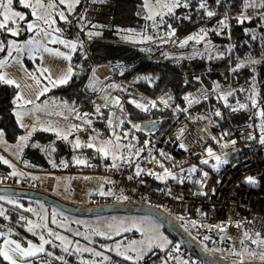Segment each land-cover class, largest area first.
Wrapping results in <instances>:
<instances>
[{
	"label": "rangeland",
	"instance_id": "rangeland-1",
	"mask_svg": "<svg viewBox=\"0 0 264 264\" xmlns=\"http://www.w3.org/2000/svg\"><path fill=\"white\" fill-rule=\"evenodd\" d=\"M89 1L92 2V0H81V3L78 6H80L83 3L86 4ZM195 1L198 2V0H191L190 6ZM150 2H154V0H150ZM78 6H76L74 12L71 14H68L66 12V15H68V19L72 21L71 24H65L63 21H60L57 18L56 26L65 30L63 33V38L74 40L77 38V34H78L79 41L81 42V40L84 37H87L86 36L87 31H93V32H100V31L96 28L89 30L85 28L83 32L80 31L79 27L76 26V17L79 16L77 14ZM177 9H175L174 11H176ZM16 10L22 11L26 15H28L29 13V10L23 8L22 9L16 8ZM247 10L248 11L246 14L252 17L250 21H254V20L257 21L255 22L254 25H251V28L248 30V33H251V36L255 34L257 36V39L252 41L247 40L249 47L244 54V59L241 60L245 62L246 66L242 69H239L237 72L247 68L253 71L252 67L247 66V57L251 55V57L254 59H261L260 54L255 55V51H257L258 49H260V51L264 50L262 49V45H264V27L260 26L262 23L261 14L264 13V10H255V15L253 14L254 12L253 9H247ZM147 15H148V9L144 5V0H142L141 16H142L143 24L141 25V29L138 30L126 29L119 33L120 34L119 38L123 43L139 44L142 47L153 48L150 57L151 61L160 60L173 65H180V64L192 62L194 60L211 62L229 57L232 62V57L234 56L235 47L233 48L231 53L226 51L228 46L234 45L232 39L229 38L230 26L228 29L225 30V33L221 35H217L215 32L209 31L207 39L211 41V45H207L208 51L205 52L206 43L196 44L193 41H189V43L185 45L183 48L179 47V42L184 40L185 38L177 40L175 39V37H172V41H175V43L171 41L162 42L159 38H157L156 34L159 32L161 35H163L168 31V24H166L167 16L164 17L165 23L161 25L159 28H155L153 27L154 21L147 19L146 18ZM28 19L31 20L33 18L29 15ZM159 19H160L159 17L155 18L156 21H159ZM227 22L229 24V21ZM25 23L26 22H21L20 27L24 28ZM215 25L207 29H211L215 27ZM128 30H132V31L128 32ZM226 31H228V33H226ZM136 33H142L143 36H138L136 35ZM24 34H26L25 37H23ZM68 34L72 36H68ZM125 35H127L129 38L124 39L123 37ZM148 35H152L154 39L152 41L143 40V37H146ZM32 36L33 33L23 31L18 37H11L5 34V36H0V40L12 39V40H16L18 43L23 44L28 39H31ZM93 37H98V36H93ZM37 39H39V37H37ZM48 47L52 49H57L66 54H70L72 58L76 53V52L70 53L68 49L64 48L62 45L59 44H49ZM79 49L80 48L78 47L77 51ZM197 50L202 55L197 54ZM80 51L82 52L84 50L80 49ZM217 53H223V56L222 57L218 56ZM209 55H211L213 58L209 59L208 58ZM17 57L19 58L20 63L15 62ZM0 59H8V64L5 66L4 69L0 70V72L6 73L9 78L15 80L20 85V88H17L18 91L17 95H22L25 99H30L34 102L33 104L26 105L23 108L17 107V103L22 104L23 103L22 101L14 103V105L17 108L16 111L17 112L19 111L23 116L21 122L24 124V127L20 126L22 131L21 134L19 135L18 140L14 143H11L5 139L4 134L2 137H0V157L7 159L9 163L13 165V161L20 160L21 154L25 152L26 149H28L27 143L32 139V132L35 126V122L39 118H41L40 116L42 115L48 116L47 121H45L43 124L41 123L42 126L40 124L39 127L36 129L38 130L41 127V130L39 131L40 134L46 132L43 131L44 128L57 129L61 132L71 134L72 132L71 126L65 123L64 121H62V119L59 120L56 118V116H58L60 112L64 109L63 107L65 106L68 107L69 104L65 105V103L62 100H60L59 96H54V94L52 93V91L53 92L54 90L56 91L57 90L56 88L64 84L62 85L58 84L56 86H53L51 83H49V77L55 80L63 76L67 72L69 65H71L72 59L71 61H67L63 58L55 57L49 53H33L30 56L27 51L22 53L13 52L12 57H7V53L5 51L0 53ZM260 66L264 67V62L254 66L255 67L254 73L258 72ZM232 68H234V66ZM44 69H47L48 71L44 72L43 71ZM42 72L43 74H41ZM233 74L234 73L230 70L229 76L226 80L227 82H225L224 84L219 81L214 82V84L219 83L221 85V88L226 89L225 92L235 90V95L228 97V105L230 107H225L223 100L221 101L220 104L213 99L211 101V108H208L207 102L199 96L198 89L188 91L177 98L170 95H165L163 97L157 98V100H161L164 103L166 102L165 105H160L156 103L154 100H151L150 102H155V106L160 105V107L163 110L169 111V114H173L172 110L186 109L189 103L184 99V96L188 93H194V99H195L194 101H198V103L196 104L195 107L191 108L189 112L199 117L212 118V120L215 122V120L217 121V118L214 115V112L216 110H219L222 113V117H223V115H226L227 113L231 112V107L237 106L236 101L239 100L241 103H248L249 108L240 109L238 112L240 114L247 113L250 115L249 117L250 119H254V121L256 122L258 121L261 122V119L258 114L259 108L253 109L251 107V102L247 99V93L239 91L241 87L245 89H249L251 82H248L247 84L243 83L241 86H238V88H236L235 84L233 83V81H235L234 78L235 76L233 77ZM33 77H35V79ZM255 78L257 82V91L260 93V96L258 97L259 107L264 108V90L262 89L261 85L258 84L259 80L257 78V75H255ZM37 79L39 80V84H37L36 82ZM11 86L15 87V85H11ZM45 87L48 88V91L44 92V94L40 95L39 99H37V95ZM202 87L208 93H210L209 91L210 89H208V87L203 85ZM46 94L47 97H45ZM113 99L115 98L113 97L110 100L107 107L111 111L117 109V106H114L112 104ZM203 103L205 104L206 107L205 109L201 110L200 106ZM37 105L39 106L38 109L36 108ZM145 106L153 107L151 103L149 105L146 104ZM53 116L55 117L53 118ZM121 119L124 120L123 123L124 125L126 121L124 118ZM123 125L120 126L118 124V127L115 130L117 134L120 135L121 137H123L124 132H128L127 139H122L121 142L124 144L129 142L133 143L135 145V147L132 149L133 153H135L137 149L143 148L144 150H146L149 149L150 146L154 145V143L152 144V141L156 139L151 137H148V139L146 140L147 144L144 145L140 144L139 143L140 136L138 135L139 131H137L132 126H123ZM132 125L140 126L139 122L133 123ZM214 125H217V122H215ZM50 133L55 134L53 131H50ZM85 133H86L85 136L92 139V136L89 135V132H85ZM111 136H112V130L109 131V134H107L105 137L96 138V142L101 143L104 140L111 138ZM21 137H27L28 139L26 140V142L22 144L20 140ZM39 145L41 147H37V148L43 147V145L41 144ZM220 146L223 147V145ZM123 151L127 154V149H124ZM142 153L143 152L140 153L139 157L142 155ZM136 159L137 158L134 157L133 161H135ZM222 159L225 158L222 157ZM108 160L112 164L111 159L108 158ZM208 160H209V164L206 166L213 168L212 165L215 164V160L213 158H210ZM1 163H3L2 160ZM117 163L120 162L118 161ZM66 164H67L66 167L63 166L61 168H57V167L55 168L50 164L49 165V168L51 169L50 171L40 172L38 175L32 172L29 175L31 182L26 183L24 186L23 185L22 186L25 188H31L42 191L75 208H87V207L97 206L93 202V196L98 193L107 191L102 176L97 173H85L84 172V170L86 169L84 168L85 165L74 164L75 165L74 169H72L71 167H69V161H66ZM223 165L225 164H221L219 167H222ZM6 166L9 168V169L7 168L6 171L9 175H11L13 171L24 174L23 171H21L20 169L16 170L14 167H9V165ZM3 167L4 166L0 168L3 169ZM37 168L43 169L42 166H38ZM17 176L21 177L23 175H17ZM0 196H5L8 199L14 200V198H11L8 194H0ZM25 198L28 201H30L29 207H26L25 209L30 208L33 210V211H28L32 215V219L30 220L39 223L41 222L39 220V217L46 216L48 227L51 228L54 232L59 233L60 235H64L69 240H72L73 247L75 246L76 241H79L80 247L82 248L93 247L97 251L103 252L104 249L100 247L101 245L114 247L117 241L124 240L125 243H127L128 240L135 239L139 241L143 239V237L141 236V232L136 231L137 228H140L141 231L147 236L156 235V236L166 237L167 241H170L171 243L169 244L162 240H157V244H162L163 247L154 246L152 251L148 252L147 255L144 256L143 260L139 262V264H144L146 263L145 262L146 260L152 258H156L155 259L156 261H152L151 264H164L165 261L166 264H183V261H187L188 264L201 263L200 262L201 260L199 258H197L195 255L185 250L183 244L177 241L171 235V232L167 230V228L164 226V224L161 221H159L157 218L149 214L113 212V213H102V214H94V215H76L69 213L63 209H60L55 205L46 203L43 200L30 198V197H25ZM5 203H7V200L0 201V206H2L4 209H5L4 207ZM115 204L140 205L137 203H132L126 199H120ZM25 209L24 211H26ZM163 213H165L170 218H172L187 234H189V236H192L195 239V241L201 245L202 249L205 250V246H206L207 250L205 251L216 258L224 260L230 264H240L241 259H243V264L256 263V262L264 263V261H262L259 258V255L255 257H250L247 255V253L245 252V248H247L248 251H255L257 253L260 252V248L258 249L257 245L252 244L250 240L246 239L244 236V233L246 231L243 229H239L236 225H231L224 232L214 236L209 234L208 232L207 233L204 232V230H202V228H200L197 223H193L194 221L181 219L167 212H163ZM53 218H55L56 223H52ZM125 227H129L132 230L129 232L122 231V229ZM94 228L99 231H103L105 233L110 234L113 237V239L109 240V239H105L104 237L93 234L92 229ZM117 230L121 231L120 235H116ZM37 231L39 232L41 230L37 229ZM44 231L46 232V230ZM77 231H79L82 234L89 235L93 242L90 244L88 241H85L83 239V235L81 236L74 235V233ZM205 236L210 237V239L204 240ZM249 236H251L254 239L257 238L256 235L249 234ZM241 241H244V244H241ZM54 243L59 245L60 242L54 240ZM49 247L51 248V246ZM59 249L60 248L57 247L56 249L53 250L55 251ZM176 249H178V251ZM234 251L243 253V256L238 257L234 255L233 254ZM104 254L111 257V261L113 262V264H119L117 258L122 259V257L116 256L114 252H105ZM54 255L55 256L63 255L67 260L68 264H80V258L85 260L99 259L96 257H92L88 253L73 254L68 256L61 251V253L60 252L54 253ZM170 256L172 258H169ZM55 262H56L55 264H60L59 261H55Z\"/></svg>",
	"mask_w": 264,
	"mask_h": 264
},
{
	"label": "trees",
	"instance_id": "trees-1",
	"mask_svg": "<svg viewBox=\"0 0 264 264\" xmlns=\"http://www.w3.org/2000/svg\"><path fill=\"white\" fill-rule=\"evenodd\" d=\"M207 3L209 9L217 13L216 16L207 18L203 10L197 12L198 2L195 1L188 9L182 7L175 11V17H180V19L167 16L166 24L172 25V28L176 30L175 39L180 40L197 33L200 28L207 29L212 27L226 15L230 26L229 35L235 45L232 62L229 57L211 62L194 60L180 65H173L160 60L151 61L150 57L153 48L142 47L139 44L123 43L119 38V33L126 29H141V25L143 24L141 16L142 0H104L103 3L97 0L96 3L89 1L86 4H81L77 8V14L79 16H86L91 22L86 29H93L91 25L95 24L98 25L96 29L102 34L98 37H92V39L84 37L81 40L84 51L81 52L80 48L72 58L71 67L73 74L71 79L67 84L58 87L54 91V94L67 97L75 102L74 108L81 105L79 114L88 113V119L92 120L90 127L95 128L101 133V136H106L109 134L106 121L110 118L111 110L104 109L102 115L96 114L95 105L93 104V100L96 97L95 95H88V92L85 90L89 89L87 84L93 68L97 65L109 64L114 73V82L118 85L116 96L120 99L122 106V110L121 107H117L119 111L117 114L118 122L121 118H124L126 122L123 126H132L133 121L142 122L153 119V121L159 123V128L150 133L141 129L138 133L140 136L139 143L144 145L148 137L157 140L169 124V122L163 121L162 118L172 114H169V111L163 110L160 105L154 107L148 106V111L145 112L137 108L131 101L149 105L152 99L165 95L177 98L188 91L199 90L202 85L208 87L210 93H213L215 90L214 82L219 81L223 84L227 82L226 80L232 67H236L237 63L244 59V54L249 47L247 40L252 41L251 33L245 30H249L251 25H254L257 21L248 22L246 20L245 23L240 24L236 20V17L242 11L245 14L248 11L243 9L244 0H220L219 4H217L216 0H207ZM14 5L16 8L22 9L18 4ZM189 14H191L190 20L183 19L184 16ZM25 36L26 34L23 35V37ZM68 36L72 35L68 34ZM260 53V49L255 51V55H259ZM255 75H257L259 80L258 84L264 90V67L262 66L259 67L257 73H254L249 68L235 72L233 74V77L235 76L233 83L238 88L243 83L247 84L251 82L252 77ZM17 92V88L14 86L0 82V131L5 133L7 141L11 143L18 140L22 131L13 111V101ZM205 107L203 103L200 109L203 110ZM123 114H126L128 119ZM249 117L250 115L247 113L240 114L238 111H231L223 115L222 118L216 117L217 121L215 120V122H217V125L214 126L225 130L228 126L254 122V119H250ZM156 140L152 141V144H155ZM33 144H41L43 147H33ZM48 146H54L56 150L51 152V154L42 150ZM153 146L144 150L142 155L134 162L142 165L151 154ZM75 153L80 155L85 154L89 160L87 161V165L84 166L86 168L84 172L101 170L112 166L108 159L100 157L93 149L74 150L71 144H68L65 140L58 138L52 133H37L35 135L33 142L23 157L22 164L31 170L50 171L48 160L53 161L57 168L63 167L64 162L69 161V167L74 169L75 165L71 161ZM53 163L51 164L52 166ZM38 166H42L43 169L37 168ZM0 167H2L1 164ZM6 171V168H0V173L8 174ZM8 195L14 198V203L4 204L8 220L0 217V230H6L8 227H11L14 233L19 234L11 238L21 241L26 246L27 240H32V242L39 244L38 237H33L28 233L25 222L19 220L20 216L25 217V220L32 219L30 212L24 211L26 207H29L30 201L22 195ZM171 235L181 242L175 235L172 233ZM211 235L216 236L215 234ZM190 237L195 240L192 236ZM183 247L186 251L190 252L184 245ZM47 248L48 251H52L53 253H61L60 249L54 251L49 246ZM45 259L48 258L45 257ZM117 259L119 264H131V262L124 261L121 258ZM155 259H148L144 264H151L152 261H156ZM55 263V261L52 262V264Z\"/></svg>",
	"mask_w": 264,
	"mask_h": 264
},
{
	"label": "snow or ice",
	"instance_id": "snow-or-ice-1",
	"mask_svg": "<svg viewBox=\"0 0 264 264\" xmlns=\"http://www.w3.org/2000/svg\"><path fill=\"white\" fill-rule=\"evenodd\" d=\"M97 0H92V3H96ZM101 3L104 2V0H100ZM217 4L220 3V0H216ZM81 3V0H0V36H5V34L11 36V37H18L21 32L27 31L33 33V36L31 39H28L25 43L21 44L18 43L16 40L12 39H6V40H0V53L5 52L7 53V57H12L13 52L16 53H22L27 51L29 55L31 56L33 53H49L55 57L63 58L67 61H71L72 56L70 54H66L64 52H61L57 49H52L48 47L49 44H59L62 45L64 48L68 49L70 53H75L79 48H83V43L79 41V35L77 34V38L74 40H69L66 38H63L64 29L57 27V18L60 21H63L65 24H71L72 21L68 19V15H66V12L68 14H71L74 12L76 6H78ZM191 0H154V2H150V0H144V5L148 9V15L147 19L153 20L154 24L153 27L159 28L161 25L165 23L164 17H174L176 19H180V17H175V9L183 7L185 9H188L190 6ZM14 4H18L21 8L29 10L28 15H26L22 11L16 10L14 7ZM243 9H253V14L255 15V10H264V0H244L243 3ZM199 10H203L205 13V16L207 18H212L217 15V13L214 10L209 9V5L207 3V0H198V8L197 12ZM31 16L33 19L29 20L28 16ZM159 17V21H156L155 18ZM183 19H191V14L186 15L183 17ZM252 17L245 14L244 11L241 12L239 16L236 17V20L238 23L243 24L245 21H250ZM261 27H264V13L261 14ZM228 17L225 15L224 18L218 20L216 22L215 27L211 29H205L200 28L199 31L194 35H189L187 38L179 42V47L183 48L185 45L189 43V41H193L196 44L200 43H206L205 52L208 51L207 45H211V41L207 39L209 31L215 32L217 35H221L225 33V30L229 28L228 24ZM21 22H26L24 28L20 27ZM91 23L86 16L80 15L76 17V26L79 27L80 31H84L85 28L88 26V24ZM92 28H97L98 25L92 24ZM132 30H128V32H131ZM248 32V30H245ZM101 35L100 32H93V31H87L86 36L88 39H92L93 36H99ZM138 36H143L142 33H136ZM157 38H159L162 42H173L172 37L176 35V30L172 28L171 24H168V31L161 35L159 32L156 34ZM39 37V39H37ZM124 39H128L129 37L125 35L123 37ZM230 38V35H229ZM252 40H256L257 36L253 34L251 36ZM154 37L152 35H148L146 37H143V40L152 41ZM143 42V41H141ZM247 43V41H245ZM235 45H230L226 49L227 52L231 53ZM262 49H264V45H262ZM143 50V49H141ZM197 54L202 55L197 50ZM218 56H223V53H217ZM261 59H254L249 55L247 57V66L252 67L253 72H255V65H259L262 62H264V50L260 53ZM209 59H212L213 57L209 55ZM42 59V57H41ZM16 63H20L19 58L15 60ZM8 64V59H0V70L4 69L5 66ZM246 66L244 61H240L237 63L236 67L232 68L231 71L233 73L237 72L239 69H242ZM44 72H47V69L43 70ZM43 74V72L41 73ZM73 74V69L71 65H69L67 72L61 76L58 79H51L49 77V83H51L53 86H56L58 84H67L68 81L71 79ZM35 79V77H33ZM198 79V78H197ZM0 82L8 85H15L16 88H20V85L13 79L9 78L6 73L0 72ZM37 84H39V80L37 79ZM89 88H91L93 91L96 90L94 83H89ZM110 88H117V85H109ZM221 85L219 83L215 84V90L217 92L218 97L223 100L225 107H230L228 105V97L235 95V90L227 91V92H220ZM48 88L45 87L38 95L37 99H39L40 95H43L44 92H47ZM100 91H104V89H100ZM240 92H246L247 93V99L251 102V107L253 109L259 108V117L261 119L260 124V140L259 143L264 145V108L259 107V101L258 97L260 96V93L257 91V82L255 76L252 77L250 88L245 89L241 87L239 89ZM204 99H207V95L203 97ZM105 100L104 107H108V101L110 97L108 95H105L103 97ZM184 99L188 101L189 105H191L194 101L189 96H185ZM22 101L23 103H17ZM14 103H17L18 108H23L26 105L33 104L34 102L30 99H25L22 95H17L15 97ZM131 103L135 104V106L143 111H148V107H146L142 103H137L136 101H131ZM151 105L154 107L155 102H150ZM166 103V102H165ZM112 104L117 107H121V102L119 98H115L112 100ZM235 107H231V111L236 112L240 109H248L249 104L248 103H241L239 100L236 101ZM36 108L38 109L39 106L37 105ZM75 111V109H72ZM95 112L96 114L102 115L101 113V105H95ZM88 113H84L83 115L77 114L76 119L82 120L83 124L88 125L89 127L92 124V120L88 119ZM214 115L216 117L222 118V113L219 110H216L214 112ZM17 119L22 121L23 116L18 111L16 112ZM124 123V120L121 119L119 121V125L122 126ZM129 123H131L129 121ZM108 126L110 129H112V136L109 139L104 140L101 143L96 142V137H92V142H89L87 144H82L79 138H76L74 142H70L72 148L80 149L81 147H86L90 149H94L96 153L102 154L103 158L108 159L110 158L112 161V167L113 168H119L121 163L129 164L131 165L133 163V158H138L140 153L144 151L143 148L137 149L135 153L132 152V149L135 147V145L131 142L129 143H122V139H127L128 132H124L123 137L117 134L116 127L117 125L113 124L112 119L108 120ZM21 127H24V124L21 122ZM133 128H135L137 131H140V126L138 125H132ZM36 129L33 128V131ZM83 130L81 128H78L76 125H72L71 131H78ZM43 131H53L55 135L58 138H61L65 141L68 140V133L61 132L57 129L52 128H44ZM95 131V129H93ZM3 136V132L0 131V137ZM28 138L27 137H21L20 140L22 144L26 142ZM215 139V137H213ZM234 143V141H233ZM147 144V141L145 142ZM33 147H41L39 144H33ZM181 148H184L183 143L180 145ZM124 149H127V154L123 151ZM43 151H46L48 154H51V152H54L56 149L54 147L48 146L47 148L42 149ZM207 156L211 157L215 160V164L212 165L215 171H219V166L221 164L228 163L227 159H222L221 156L216 155L211 148H208L206 150ZM161 156H165L164 152L160 153ZM155 158L153 157V160ZM0 160L6 165H9V167H12V165L9 163L7 159H4L3 157H0ZM120 163H117V162ZM152 162V161H149ZM77 164L87 165V161L83 159H77L75 161ZM156 163L159 164V167L164 169L163 175L155 174L152 172H148V175H155V178L158 180H165L168 177H171L173 180L177 179L175 175H173L167 168H164V165L162 163H159V161H156ZM201 163L204 165L209 164L208 159L201 160ZM64 166L66 167L67 164L65 162ZM53 167H56V164L53 163ZM144 171L140 168L139 164L136 165V171L135 176H140L141 172ZM197 171L196 167H193L190 169V173H195ZM13 176L17 175H23L22 173H18L16 171H13ZM203 177L206 180L208 177L207 172H203ZM129 179H132L130 176ZM248 184L255 185L257 181L251 177H249L246 181ZM204 186V181H201V187ZM213 190V194H214ZM102 195L104 193H101ZM204 195H207V193H202ZM7 200V203L12 204L14 203L13 200L8 199L5 196H0V201ZM22 207L21 205H18ZM26 211H33L32 209H26ZM55 215V214H54ZM0 217H3L5 220H8V216L5 214V209L0 206ZM181 219H183L181 217ZM20 221H24L27 225L26 231L28 233H31L33 237H38L39 244L33 243L32 240H27L26 244L27 246H24L21 241L17 239L11 238L14 235H19L18 233H14L12 231L11 227H8L6 230H0V264H38V262H42V264H52V262L59 261L60 264H68L67 260L63 255L61 256H55L52 251H48L46 246H51L52 249H56L59 247L61 251L67 255H73V254H82V253H88L92 257L99 258L98 260H85L80 258V264H113L111 261V257L108 255H105V252H114L116 256L122 257L124 261H129L131 264H139L141 260H143L144 256L147 255L148 252L152 251L153 247H163L162 244H157V240H162L166 243H171L170 241H167L166 237L162 236H156L151 235L147 236L145 235L140 228H137L136 231L141 232V236L143 239L137 241L135 239L128 240L127 243H125L124 240L117 241L113 246H105L101 245L100 247L104 249V251H97L93 247H80L79 241H76L75 246L73 247V241L69 240L66 236L60 235L59 233L54 232L51 228L48 227L47 224V217L46 216H40L39 220L41 222L36 223L32 220H25V217L20 216ZM52 223H56L55 218H53ZM195 223V222H193ZM63 226V225H60ZM239 226V225H238ZM220 232H224L225 228L223 226H217ZM37 229H40L41 231H37ZM46 230V232L44 231ZM132 229L129 227H125L122 229L124 232H129ZM93 234L97 236L104 237L105 239H113V237L105 233L103 231H99L97 229H92ZM121 231L117 230L116 235H120ZM74 235L81 236L83 235V239L85 241H88L90 244L93 242L91 237L86 234H82L79 231L75 232ZM259 233L256 234L257 238H252L249 236V233L245 232L244 236L246 239L250 240V242L254 245H257L260 248V252L257 253L255 251H248L247 248H245V252L250 257H255L259 255V258L264 261V239L259 238ZM47 237V238H46ZM210 237L205 236L204 240H208ZM55 241H59V245L54 243ZM241 244H244V241H241ZM178 251V249H176ZM205 250H207V247L205 246ZM236 256H243V253L241 252H233ZM47 257L48 259H45ZM169 258H172L171 256ZM166 264V261L164 262ZM183 264H188L187 261H183ZM240 264H243V259L240 260Z\"/></svg>",
	"mask_w": 264,
	"mask_h": 264
},
{
	"label": "built area",
	"instance_id": "built-area-1",
	"mask_svg": "<svg viewBox=\"0 0 264 264\" xmlns=\"http://www.w3.org/2000/svg\"><path fill=\"white\" fill-rule=\"evenodd\" d=\"M225 90L220 88L219 91ZM198 91L201 98L207 95V99L203 100L208 108H211L213 99L221 104L216 90L208 93L201 87ZM186 95L195 100L194 93ZM154 101L165 105L161 100ZM197 103L194 101L184 110H172V115L162 118L169 122L168 127L159 135L146 161L139 165L144 170L140 176H135L137 164L134 161L131 165L121 163L119 168L110 166L85 171L101 175L107 189L102 192L103 195H94L93 202L95 205H109L126 199L194 221L209 234L222 233L218 225L225 230L236 225L250 235L259 233V238L264 239V145L259 143L261 122L232 125L221 130L214 126L212 118L189 112ZM151 121L153 119L144 120ZM181 143L184 148L180 147ZM208 148L225 159L228 153L235 150L237 153L217 172L201 163V160L211 158L206 153ZM161 152L165 156H161ZM156 161L162 163L177 179L168 177L162 181L156 179L155 175H148V172L163 175L164 169ZM17 167L23 171V176L0 173V186L23 187L31 182L29 175L34 171L25 167L22 161L17 163ZM193 167L197 171L190 173ZM203 172L208 173L206 180ZM130 176L132 179H129ZM249 177L257 183L248 184L246 181ZM201 181H204L203 187Z\"/></svg>",
	"mask_w": 264,
	"mask_h": 264
},
{
	"label": "water",
	"instance_id": "water-1",
	"mask_svg": "<svg viewBox=\"0 0 264 264\" xmlns=\"http://www.w3.org/2000/svg\"><path fill=\"white\" fill-rule=\"evenodd\" d=\"M140 128L148 133L154 132L159 128V123L156 121H151V122L143 121L141 122ZM236 153L237 150L228 153L226 155V159L231 160ZM0 194L22 195L25 197L40 199L45 201L46 203L55 205L60 209H63L69 213L76 215H94V214L113 213V212L149 214L157 218L159 221H161L164 224V226L173 235H175L191 253H193L200 260L208 264H230L224 260H221L219 258H216L208 254L172 218H170L165 213L148 206L131 205V204H109V205H97L87 208H75L42 191L31 188L20 187V186H0ZM249 264H264V263L256 262Z\"/></svg>",
	"mask_w": 264,
	"mask_h": 264
},
{
	"label": "crops",
	"instance_id": "crops-1",
	"mask_svg": "<svg viewBox=\"0 0 264 264\" xmlns=\"http://www.w3.org/2000/svg\"><path fill=\"white\" fill-rule=\"evenodd\" d=\"M114 78L115 77H114V73H113L112 67L109 64L97 65V66H95L93 68V70L91 72V76H90V78L88 80V84H87V87H88L89 83H94L96 90L93 91L89 87H88L89 89H86V90L84 89L86 92H88V95H95L96 98L93 100V104L94 105H101V113L102 114H103V110L104 109L105 110L106 109L110 110L107 107H103V105L105 104V100L103 99V97L105 95H108L110 97L108 103L110 102V100L113 97L114 98H117L116 92H117L118 87L117 88H110L109 87V85H113V84L114 85H117L114 82ZM100 89H104V91H100ZM52 93L54 94L53 91H52ZM54 96H58V95H55L54 94ZM45 97H47V94H46ZM59 98H60V100H62L65 103V105L66 104H69V106L68 107H66V106L63 107L64 109L60 112V114L58 116H56V118L59 119V120L62 119V121H64L65 123L69 124L71 126V128H72V125H76L78 128L83 129V130L72 131V132L70 131L71 134L68 135V140L66 141L68 144H71L70 142H74L76 138H79L82 144H87L89 142H92V139L91 138H88L87 136H85V134H86L85 132H89V135H91L92 137H96V138L105 137V136H101V133H99L95 128H91L88 125L83 124V122L81 120H77L75 118L76 115L79 114V110L81 108V105H79L77 108H74L75 107V102H73L72 100H70V99H68L67 97H64V96L63 97L62 96H59ZM152 100H155V99H152ZM98 101L101 102V104H99ZM15 108H16V106L14 105L13 111H14V114L16 116V112H17L16 110H17V108L16 109ZM73 108L75 109V111L72 110ZM118 112L119 111L117 109L116 110L114 109V111H110V118H109V119H112L113 124L114 125H117V127H118V124H119V122H118V115H117ZM123 115L128 119V117H127L126 114H123ZM40 117L41 118H39L35 122V126H34L35 129H37L41 123L43 124L48 119V116H45V115H42ZM54 117L55 116H53V118ZM16 119H17V116H16ZM17 122H18L19 126H21V121L17 119ZM132 123H138V122H134L133 121ZM42 124H41V126H42ZM139 124L141 125V122H139ZM106 127H107L108 131H111L112 130L108 126V120L106 121ZM93 129H95V131H93ZM40 130H41V127L38 130H35V131L32 132V139L30 141H28V143H27V145H28L27 148L28 149H29L31 143L33 142V139H34L35 135L37 133H39ZM45 133H50V131H46ZM3 134L5 136V133L4 132H3ZM5 139H6V136H5ZM28 149H26V151ZM83 149H90V148L81 147L80 149H75V150L81 151ZM26 151L21 154L20 160L13 161L12 167H14L16 170L18 169L17 163L23 161V157H24ZM97 154L100 157H103V156H101V154H99V153H97ZM77 159H83V160L89 161L86 158L85 154H81L80 155V154H76L75 153L73 155V159H72L71 162L74 163V164H77V163H75V161ZM48 163L49 164H52L53 161L48 160ZM0 164L2 166H4L6 169L8 168L5 164L1 163V160H0ZM33 171H34V174L36 173V175H38L40 172H44V170H33ZM24 246H26V245H24ZM38 264H42V262H38Z\"/></svg>",
	"mask_w": 264,
	"mask_h": 264
},
{
	"label": "bare ground",
	"instance_id": "bare-ground-1",
	"mask_svg": "<svg viewBox=\"0 0 264 264\" xmlns=\"http://www.w3.org/2000/svg\"><path fill=\"white\" fill-rule=\"evenodd\" d=\"M98 103H101V102L98 101Z\"/></svg>",
	"mask_w": 264,
	"mask_h": 264
}]
</instances>
